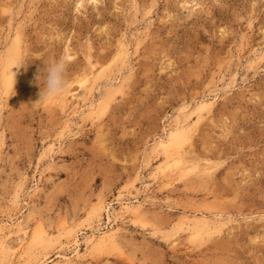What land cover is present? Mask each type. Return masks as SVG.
<instances>
[{
    "label": "rangeland",
    "instance_id": "374dc122",
    "mask_svg": "<svg viewBox=\"0 0 264 264\" xmlns=\"http://www.w3.org/2000/svg\"><path fill=\"white\" fill-rule=\"evenodd\" d=\"M0 264H264V0H0Z\"/></svg>",
    "mask_w": 264,
    "mask_h": 264
},
{
    "label": "clouds",
    "instance_id": "9594fccd",
    "mask_svg": "<svg viewBox=\"0 0 264 264\" xmlns=\"http://www.w3.org/2000/svg\"><path fill=\"white\" fill-rule=\"evenodd\" d=\"M67 71L68 62L65 57L45 63V67L38 73L35 81L41 88V96L55 97L67 93L69 89Z\"/></svg>",
    "mask_w": 264,
    "mask_h": 264
},
{
    "label": "bare ground",
    "instance_id": "6f19581e",
    "mask_svg": "<svg viewBox=\"0 0 264 264\" xmlns=\"http://www.w3.org/2000/svg\"><path fill=\"white\" fill-rule=\"evenodd\" d=\"M83 84H84V82H83ZM84 87V86H83ZM66 98V97H65ZM64 98V99H65ZM96 108V107H95ZM96 113V112H95ZM179 132V131H178ZM185 132V131H184ZM176 136V135H175ZM171 137V136H170ZM173 137V136H172ZM171 137V138H172ZM170 140H172V139H170ZM175 140V139H174ZM174 142V141H173ZM163 145V144H162ZM174 145V144H173ZM173 148H174V146H173ZM171 151V150H170ZM174 151V150H173ZM176 152V151H175ZM175 152H173V153H175ZM173 160V159H172ZM183 160V159H182ZM170 162V161H169ZM169 162H167L168 164H167V167L166 168H164L165 170L167 169V170H169V174H166V177H171V174H172V172L173 171H175L176 170V168L178 167V165L180 164V161L179 160H176L175 159V161L173 162V163H169ZM183 162V161H182ZM181 165V164H180ZM183 166V165H182ZM179 169V168H178ZM177 169V170H178ZM165 170H163V171H165ZM181 170V169H180ZM169 180V179H168ZM136 206V205H135ZM192 223V222H191ZM212 229V228H211ZM109 231V230H108ZM107 238H109V233H107V232H105L101 237H100V239H101V241H104L105 239H107ZM107 241V240H106ZM103 243V242H102Z\"/></svg>",
    "mask_w": 264,
    "mask_h": 264
}]
</instances>
